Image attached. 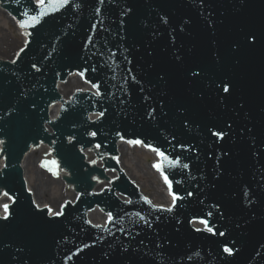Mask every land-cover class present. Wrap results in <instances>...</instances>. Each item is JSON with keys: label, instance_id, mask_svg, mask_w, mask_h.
Wrapping results in <instances>:
<instances>
[{"label": "water", "instance_id": "water-1", "mask_svg": "<svg viewBox=\"0 0 264 264\" xmlns=\"http://www.w3.org/2000/svg\"><path fill=\"white\" fill-rule=\"evenodd\" d=\"M11 1L12 11L25 7ZM46 12L28 26L32 41L17 62L0 58V137L7 140L0 166L8 167L0 185L17 198L11 217L0 221V264H264V0H69ZM79 65L101 84L104 117L88 123L90 99L72 98L45 132L47 108L53 118L60 107H49L58 97L50 80ZM90 129L108 154L117 131L153 137L181 160H170L178 165L169 167L171 179L186 184L175 189L193 196L171 211L155 208L122 177L119 194L130 201L87 198L47 218L24 191L20 153L38 138L58 137L56 154L83 188L80 159L65 158L62 149L75 134V145L87 142ZM212 129L226 135L217 139ZM51 162L43 165L56 172ZM106 175L112 180L116 173ZM103 186L109 183L98 181L93 191ZM96 202L115 214L107 228L97 227L106 211L89 212L97 226L85 220ZM195 216H210L223 235L193 229ZM222 244L234 253L224 256Z\"/></svg>", "mask_w": 264, "mask_h": 264}, {"label": "rangeland", "instance_id": "rangeland-1", "mask_svg": "<svg viewBox=\"0 0 264 264\" xmlns=\"http://www.w3.org/2000/svg\"><path fill=\"white\" fill-rule=\"evenodd\" d=\"M22 44L23 38L20 36L19 30L14 25L12 19H10V16L3 10H0V58H12ZM66 83L67 81L65 84ZM80 86L81 81L76 79L73 84L71 82L66 85V87L62 89V92L67 95ZM117 149L119 151L118 158H120L121 161L120 167L123 169L126 176H128L126 179L129 178L135 183L140 188V192L150 198L152 203H156L155 205H166L169 201L168 197L163 193L158 176L151 166L153 156L149 152L136 147L124 145ZM45 150V148L35 149L37 153L32 156L29 162H24V174L34 194L37 192L38 181L43 183L44 186L49 185L48 191L43 189L44 195H42V198L38 197L39 202H44L51 206L53 210H56L60 208L65 200H68L67 198L70 200L74 199L73 197L76 191L68 189V183H63V178L55 179L45 172H37V169H39L38 158L43 155ZM52 180L55 182L52 183ZM157 186L161 189L162 195L156 192Z\"/></svg>", "mask_w": 264, "mask_h": 264}, {"label": "snow or ice", "instance_id": "snow-or-ice-1", "mask_svg": "<svg viewBox=\"0 0 264 264\" xmlns=\"http://www.w3.org/2000/svg\"><path fill=\"white\" fill-rule=\"evenodd\" d=\"M36 3H37V6L41 9L39 15H33L30 17V19L28 21H24V20H21L19 22V26L21 28H24V27H28V26H34L35 24L39 23L40 21V18L44 15L47 14L46 12V9L47 8H59V7H63L64 5L68 4L69 3V0H47V3H46V0H36ZM27 15V14H25ZM24 49L21 48L20 49V52H23ZM17 55H19V53H17ZM15 62V61H13ZM35 67V65L33 66ZM193 75H198V73H193ZM223 87V91L225 93H230V86L228 84H223L222 85ZM101 115H103V113H101ZM229 127H231L229 125ZM214 136L218 137L219 139H223L224 136L226 135L225 132L223 130L221 131H216V132H213L212 133ZM93 135H95V133H93ZM0 143H2V141H0ZM129 143H136V144H140L141 141L137 140V141H129ZM157 155L161 157V159H167L164 154L162 152H157ZM51 164L53 166L56 165V162L55 161H52ZM45 167H47V165H44ZM157 170H160L162 168V165L161 164H155L153 165ZM184 167H187V165H184ZM55 175V173H53ZM164 181L166 184L169 185V189H170V195H172V201H173V205L175 204V201L178 199V197L175 195V194H172L171 193V183L169 182L167 176H164ZM3 195L5 196H8V193L5 192L3 193ZM189 195H191V193H189ZM11 199V197H9ZM3 207V210H4V216H3V219L4 220H7L8 217H9V205L7 203L3 204L2 205ZM168 211H171L172 209L169 208L167 209ZM61 213H56V215H60ZM109 219H111V216H109ZM202 224L205 225V228L207 229L208 232H213V228L211 227H208L207 225V221H204V220H201L200 221ZM197 231H199V229H197ZM221 235H223V233H220ZM224 251L226 253H228L229 255H231V250L227 247L224 248Z\"/></svg>", "mask_w": 264, "mask_h": 264}, {"label": "bare ground", "instance_id": "bare-ground-1", "mask_svg": "<svg viewBox=\"0 0 264 264\" xmlns=\"http://www.w3.org/2000/svg\"><path fill=\"white\" fill-rule=\"evenodd\" d=\"M14 23H15V21H14ZM11 62V58H10V61H6L5 60V63L6 64H9ZM76 81V78L74 77V76H71L70 78H69V81L66 83V84H59V86H58V92L62 95V97H64V99L65 100H67V99H69V96L68 95H64L63 93H62V89H64V87H66V85H68V84H70L71 82H72V84L74 83ZM80 87H83V86H80ZM80 96H82V95H79V97ZM40 144V143H39ZM124 145H127V144H125V143H121L120 144V142L118 143L117 142V146L119 147V148H121V147H123ZM40 148L39 149H43V148H45L46 150L43 152V153H47V157H51V155H50V153L49 152H52L53 151V149L51 148V146L50 145H46V146H44V144H40V146H39ZM34 149V145L27 151V154H25V157H24V159H23V161H22V163H21V165H20V163H19V165L21 166V167H24V162L26 161V162H29V160L32 158V156L35 154V153H37V152H35V150H33ZM18 161V160H17ZM121 161H119V163H120ZM19 166V167H20ZM37 172H43V171H39V169H37ZM65 175H67V172L66 171H61V178H63V176L65 177ZM159 176V175H158ZM159 178H161V177H159ZM55 181H53L52 180V183H54ZM162 183V180H160V184ZM131 185H133V183H131ZM162 186V185H161ZM29 188L30 189H32L30 186H29ZM43 189L45 190V191H48V189H49V185H45L44 186V184L43 183H41V182H39L38 181V185H37V192H35V194H33L34 196H33V198H34V200L36 201V203L38 204V207H42L43 205L45 206V205H47L46 203H44V202H39V198H42V195H44V191H43ZM156 192L159 194V195H162L161 194V189L159 188V186H157L156 187ZM136 192H137V190H136ZM75 196L76 195H74V197L73 198H75ZM39 197V198H38ZM164 197H165V195H164ZM67 199H69V198H67ZM73 200V199H72ZM169 200V199H168ZM71 201V200H70ZM169 203H170V201H168V203L166 204V205H169ZM60 206V205H59ZM59 209V208H58ZM58 209H56V210H54L53 212H55V213H57L59 210Z\"/></svg>", "mask_w": 264, "mask_h": 264}]
</instances>
